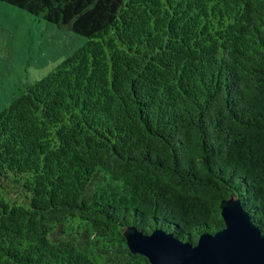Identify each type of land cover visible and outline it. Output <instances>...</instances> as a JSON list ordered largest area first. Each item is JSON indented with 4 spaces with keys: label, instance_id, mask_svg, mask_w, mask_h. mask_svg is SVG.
I'll return each mask as SVG.
<instances>
[{
    "label": "trees",
    "instance_id": "16d2710c",
    "mask_svg": "<svg viewBox=\"0 0 264 264\" xmlns=\"http://www.w3.org/2000/svg\"><path fill=\"white\" fill-rule=\"evenodd\" d=\"M87 37L0 111V264H152L240 199L264 230V0H1Z\"/></svg>",
    "mask_w": 264,
    "mask_h": 264
},
{
    "label": "rangeland",
    "instance_id": "374dc122",
    "mask_svg": "<svg viewBox=\"0 0 264 264\" xmlns=\"http://www.w3.org/2000/svg\"><path fill=\"white\" fill-rule=\"evenodd\" d=\"M86 41L69 26L0 0V111L22 94L26 84L48 74Z\"/></svg>",
    "mask_w": 264,
    "mask_h": 264
},
{
    "label": "water",
    "instance_id": "95a60500",
    "mask_svg": "<svg viewBox=\"0 0 264 264\" xmlns=\"http://www.w3.org/2000/svg\"><path fill=\"white\" fill-rule=\"evenodd\" d=\"M225 226L202 233L197 242L177 238L162 228L151 232L129 226L125 235L133 253L152 264H264V230L251 219L240 199L222 200Z\"/></svg>",
    "mask_w": 264,
    "mask_h": 264
}]
</instances>
